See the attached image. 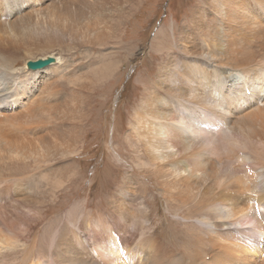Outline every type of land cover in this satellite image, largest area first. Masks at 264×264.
Wrapping results in <instances>:
<instances>
[{
	"label": "bare ground",
	"instance_id": "obj_1",
	"mask_svg": "<svg viewBox=\"0 0 264 264\" xmlns=\"http://www.w3.org/2000/svg\"><path fill=\"white\" fill-rule=\"evenodd\" d=\"M123 7L0 0V264H264V0H200L176 50H158L155 79L139 80L144 97L115 149L134 165L108 208L80 201L42 228L83 195L85 122L120 68L107 53L59 51L103 46ZM86 68L85 99L68 96L64 82ZM157 200L165 226L151 220Z\"/></svg>",
	"mask_w": 264,
	"mask_h": 264
},
{
	"label": "rangeland",
	"instance_id": "obj_2",
	"mask_svg": "<svg viewBox=\"0 0 264 264\" xmlns=\"http://www.w3.org/2000/svg\"><path fill=\"white\" fill-rule=\"evenodd\" d=\"M199 2L200 0H146L138 6V0H124V10H120L117 14H111L107 20L106 25L109 26L111 31L103 46L77 44L63 47V50L59 51L67 58L73 52H79L81 55H83V52H91L94 56H97L100 52L107 53L112 62L119 64L120 68L118 73L114 75L111 84L104 87L105 94L102 97L100 96V100L103 102L101 112L94 109L96 111L94 114L98 118L92 115L91 117L95 118V120L87 118L85 122L87 127L84 132H92V135L86 137L83 141L84 145H87L86 152L79 156L81 164L85 166L83 171L84 180L79 188L80 192H83V195L73 196L71 202L70 200H65V211L58 212L55 216L46 217L47 219L45 218L43 222L44 225L42 224L43 229L47 225L54 223L55 220L60 219V217H64L70 210L74 208L79 209L81 206L80 201L85 202L87 200L92 209L101 208L98 203L103 201L105 203L102 207L104 209L108 208L109 205L106 202L116 195L121 188L119 186L122 185L123 179L132 170V167L129 166L134 165L128 163H134L132 161L133 155L130 151L121 149L118 152L120 156H122V153H126L125 158L127 162H123L118 159L115 149L117 143L120 148L124 147V145L126 146V137L130 131L129 124L132 122L135 110H138L139 104L144 97V90L139 88V80L151 79L153 81L155 79L159 64L163 59V55L159 54L158 50H162L164 53L168 50H176L173 41L177 40L175 37L178 36V30L185 26L190 28L189 24L191 18H193L191 11L197 7ZM127 6H130L129 10L126 9ZM161 29L163 34L159 35L160 37L157 42H154L157 33ZM168 34L173 38L169 39ZM81 55L79 54L78 59L80 61L78 62L83 61L81 60ZM173 56L176 57L177 55L173 54ZM20 66L22 67L23 63H20ZM88 70L86 68L80 71L79 75L74 78L75 83L68 84L64 82L63 88L65 87L68 96H73L75 92L73 90H78L81 91H77L78 95L80 94V99H85L87 91L82 88L83 85L76 82V79L86 76ZM106 99L109 100L107 106ZM108 164H111L113 167L120 166L123 169L116 171L113 167H108ZM106 168L107 172L105 175ZM135 170L137 171V169ZM78 201L79 203H76ZM156 205L158 206L159 215H154V209L152 208L151 220H153L155 226L160 222L162 226H165L163 218H160V215L162 217L167 212V210L165 211L166 204L157 200ZM244 225H247L248 229L255 230L251 222H245ZM223 233L230 235L226 229Z\"/></svg>",
	"mask_w": 264,
	"mask_h": 264
},
{
	"label": "water",
	"instance_id": "obj_3",
	"mask_svg": "<svg viewBox=\"0 0 264 264\" xmlns=\"http://www.w3.org/2000/svg\"><path fill=\"white\" fill-rule=\"evenodd\" d=\"M52 59H48L46 61H40L38 63H35V64H31V68H43V67H46L48 64L52 63Z\"/></svg>",
	"mask_w": 264,
	"mask_h": 264
}]
</instances>
